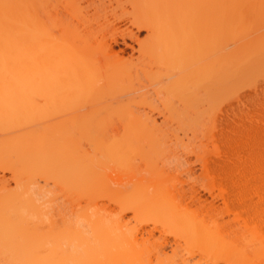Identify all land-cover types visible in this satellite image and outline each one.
Returning <instances> with one entry per match:
<instances>
[{
	"label": "rangeland",
	"instance_id": "rangeland-1",
	"mask_svg": "<svg viewBox=\"0 0 264 264\" xmlns=\"http://www.w3.org/2000/svg\"><path fill=\"white\" fill-rule=\"evenodd\" d=\"M31 1L33 4V8L36 11L35 18L37 15L35 22V42L38 45H40L41 42L42 44L45 42L47 45V42H55V44H57V42L59 43V41H61V37L66 35V37L70 38V43L75 41L80 44L79 46L77 43V45L80 47L79 48L75 42V44L72 43L73 45L77 46L73 51H75V53H78V59L83 58L82 60L85 61V58L87 60L91 56V62L92 60L94 61L92 63H94L93 65H95L96 69L91 64L90 66H92L93 69L96 70L95 72L97 74H94L97 77V80H95V86L92 89H81L73 94L57 91L45 92V90H43L41 87H34L31 85L32 87L30 88V94H34V96H37V98L34 97L33 100V96L31 95L32 97L30 98L33 100L31 101L32 106L36 108L37 106L34 104L37 103L39 105L38 107L44 109L45 115L34 113V115H36L33 117L34 120L31 118L32 122L28 121L27 123H24L25 121H22L23 125L19 123V126H14L15 124L10 122L7 125L6 129H2L3 131H1L0 129V141L11 139L12 141H17V143H20L24 146L26 145L27 148H33L35 146L37 147L43 140L48 141L51 139L50 141H55V139L60 134V128L57 124L60 123L58 121H60L61 118H68L79 121L88 119L92 121L93 125H96L97 127L95 129V126L90 125L89 130L90 132L92 131V133H90L87 130L88 126H86L85 129L87 136L84 134L85 136L83 135L84 138H82L81 140L82 135H80L81 137H78L80 139L77 138L75 140L77 142L79 141L78 143H75L76 145L78 144L77 146H75L77 148L76 154L79 156L78 159L82 161V159L80 158H82V155L85 153L83 157L84 159H86L85 162L88 161L86 163H91L92 165L94 163L95 169H98L97 166H99V172L96 170L98 178L95 176L96 174H93L95 180H93L94 183L91 185V189L89 190L88 188H90V185H85L87 189L84 187L81 189V191H76L74 187L66 186L64 185V183L58 181H53L55 171L52 164L50 162H39L37 156L29 159V161L27 160V162L23 165L17 164L14 158H12L8 163H3L2 161H0V194L3 192V188H18L17 182L21 183L20 185L22 186L27 185L29 187L28 193L30 194L32 200L36 204H39L38 207L41 209L39 215L35 213L29 214L30 218L28 216V219L31 222L29 225L32 229L36 228L37 233L42 235L44 239L49 240L48 246H45V248H47L46 251L49 252V254H51V245L55 243L54 241L51 243L50 239H52V237L55 235V233L58 232V230H60L64 226L69 225L70 223H74L76 225L79 223L78 225H80L81 227L83 226V228H85V225L87 226V224H83L82 217L85 215L84 213H88L86 212V210L88 209L92 218L98 217L99 215L103 220H110V222H112V220L116 219L119 216H123L122 219L125 220L123 221V223H126L122 228L123 231L124 229L126 232L131 231L138 222V218L133 217V207L123 200L115 199V201L111 196L110 198H108L109 194L113 196L114 193L113 191H110V189L116 192V189L117 191L118 189L120 191L122 188L124 190V187H128L129 190L134 188H142L145 192L149 193L151 191H149L150 186L147 187L146 185L147 182L149 184H152L153 182L152 185L155 188H169L171 194L169 195L170 197H167V200L175 204L178 202H181L182 204L184 203L191 208V210L188 211L189 213L187 214L194 216L196 215L200 220L203 219L205 221L211 222V218L218 220L245 218L247 217V213L246 209L242 208L244 204L250 205L247 210L250 212V215H252V213L254 212L256 214L264 216V193H262L260 190L256 194L252 195L250 200L246 196L245 200H242L241 198H239V196L235 197L232 195L228 198H223L219 195V187H225L228 189L232 178H227L226 175L219 174L217 170L218 165L215 162L217 158L218 160H224L227 163L226 166L229 167L230 171L234 169H238L239 171L247 170L255 165L254 158L251 155L253 150L257 147L259 137L264 132V65H262L264 64V54H262L264 53V50H262V53L256 50L258 46L256 45V43L257 41H261V39L263 41L261 42L262 46H260V48L258 49L261 50V47L264 48V37L261 38L262 36H264V5H262L264 4V2H262L264 0H250L251 3L249 2V4L248 0H241L242 3L240 2V5L242 6L239 5L240 9L239 7L238 9L242 12H239L238 9H235L236 11H238L235 12L239 13L240 17L237 16L238 14H236V16L239 18H236L235 16L234 23L231 19V26L229 27L230 30H232V26L235 25V21L238 20L240 22L236 24L235 32L237 29H240V26L241 30H238L240 32L242 30L244 31L246 27L249 26V28L246 29L247 32H243L246 34H241L242 36H238L240 35L238 33V37L236 35L234 37L232 34H230V32L232 31L229 32L228 30L230 34V37H228V41L230 42L229 43L227 40H225L227 39L225 38V33L222 41L221 32H223L224 29L221 27L223 31H221L220 34L217 32L216 33L218 35L216 33H213L214 38L217 39V42L219 41V39H221L219 41L220 45L218 44L219 47H213L214 50L218 47V50L215 51L217 53L215 54V52L213 53V50H211L212 52L210 51L207 52L209 54H206L210 58L206 55L204 57L201 56L203 58H200L199 56V58H197L195 54L193 55V53H197V50L195 52L192 51L193 53L191 56L196 57L198 60L196 58H193V61H188L189 64L186 59V62L183 60L184 57L182 58V63L177 58L179 55H176L177 52H183L180 51L183 50L180 48L182 46L180 44V47L177 45L179 47L178 50L176 44H174L176 48L173 50L174 46L173 44H171L172 42H167V40H169L167 38H165V40L167 39V44L162 43L159 44L158 47L152 49H148V39L146 40L144 46L141 45L140 42L143 41L142 44L144 43L147 32L145 29H140L136 32V28L132 25L133 21L141 19L145 20V18H149L150 20H152V18H156L160 14V19L163 18L165 20L164 24L168 25V23L166 22V19L168 18H164L166 16L164 12L168 13L163 9L165 7H158L159 9L155 7L157 8L156 10L159 11L162 9V12L160 13L159 11H157L159 14H157V12H155L156 14H153V12H149L153 2H151L152 4L150 3V5V1L147 0ZM99 1L102 2L103 5L105 4L104 8L99 4ZM172 2H174V5L176 3V14L175 10H173V13L175 15H178L182 11L184 12L186 0H173ZM94 3H96L95 6ZM192 3L193 2H191V4ZM244 3L246 7L243 5ZM170 5H168V8L172 10ZM253 5L254 8L252 7ZM259 5L261 6V9L260 7H258L260 10L257 8V6ZM188 6L189 5H187V7ZM152 9L153 8H151V11ZM188 9H186V11ZM186 11L185 13H188ZM251 11H253L255 14ZM257 11L259 12L257 13ZM195 12L196 11H194V13ZM171 13H169V15H171L172 17L173 13ZM234 13L233 15H235ZM190 14L189 16H187V18L191 17ZM155 15L157 16L155 17ZM169 15L167 14V17ZM171 17L169 16L170 20H172L169 21V24L172 23L173 25H169V27L172 26L173 28L175 26V28L172 30L175 36L178 33L177 27L179 26L176 27L177 21L175 22L174 19L178 18L173 16V19ZM196 17L197 14L195 18ZM180 18L181 17H179V19ZM154 20L156 21V19ZM227 20H229V16L228 19H225V21L229 24ZM158 21L156 22V24L161 20L159 22ZM195 22L196 21H194V23ZM160 23L157 25L160 26ZM196 25L197 24H195V26ZM224 25H226V23ZM180 26L182 27L183 24H180ZM220 26H222V24H220ZM126 28L132 29V31L136 33L139 41L141 40L140 42H138L140 43V46H142L140 47V49L138 48L139 44L137 43V41H132L127 37L125 38V40L133 46V49L124 47L123 44L119 42L121 41V32L125 34L124 31H128ZM183 28L184 27L180 28L182 32L184 31ZM193 28L195 27L193 26ZM221 28L219 27V31L221 30ZM161 29L160 32H163V35L159 32L160 35L165 36V29L164 31H162ZM227 29L229 28L227 27ZM175 30L177 32L176 34ZM167 31L168 29L166 30V32ZM112 34L115 36L117 35V44H114L112 42V37H110ZM229 34L226 33V37ZM171 36L173 37V39H178V37H180L175 36L174 38L173 35ZM232 37H234L235 41ZM251 38H253L255 42ZM257 38L260 39L258 40ZM216 41L214 40L215 43ZM224 41L226 42L224 43ZM108 42L113 45L112 50H117L116 53L114 50V53H119V56H121V58H119L123 63H121L120 60L119 63L122 64L121 67H124L123 70L125 69L124 74H120L121 77L120 75H117L114 78L110 77V72L107 67L111 66L109 65L110 63H114V58H112L114 55L109 57L111 54H106V51L107 53H109L107 50V48L109 47L106 46L109 45ZM212 43L213 39L211 41V44ZM227 43L228 45H226ZM244 43H247V45L250 46L254 44L252 46L256 47V49L253 48L254 51H251L252 59L254 58L255 60H253V62H256L257 60L258 63L260 62V64L257 65L256 63L254 65L256 66L255 69L254 67H248L246 68V70L249 72H247L243 68L244 72L246 73H244L242 70V73L244 74L241 75V77H239L240 75H237L239 79H235L234 81L232 78H230L232 81L229 80L228 75L227 78H224L226 80V84H224L225 80L223 81V84L216 86L212 84L213 82L208 85V82L206 83V81L199 80L200 84L198 85L199 82H197V80L199 78H195L197 76L193 74H198L199 77L202 76V72L201 70H197L199 67L195 66H199V64L200 66H202V61H211V58L217 59L215 57L216 55L224 53L221 51H225L224 54H226V52L228 51H231L230 53H232V48H235L236 50L239 45L240 48L237 50L241 49L244 52V48H242L245 47ZM163 44L170 45L168 47L163 46ZM221 44L223 46L226 45L227 47H223ZM258 44L261 45L260 42H258ZM171 45L173 46V48L170 47ZM235 46H237V48ZM250 46L248 47L250 48ZM166 47L169 48V50L171 49V51L165 49ZM220 47L223 48L221 49ZM248 47L245 48L248 49ZM120 48H122L123 51H121ZM137 48L139 50H137ZM229 48H231L232 50H230ZM209 49L212 48L209 47ZM118 50L120 52H118ZM248 50V52H250V49ZM155 51H157L156 53H163L161 54L163 56L159 55L160 53L157 55ZM257 51L259 52V54ZM85 52L87 53V55L85 54ZM200 52L201 51L199 50V53ZM205 52L206 51H204L203 53ZM254 52L257 55L254 54ZM39 53L41 54L42 51H39ZM75 53L73 55H77V53ZM233 53L236 54V51H234ZM241 53L242 52L238 54L242 55ZM244 53L243 55L246 54L247 56L248 53ZM40 54L37 55V58L41 57L39 56ZM222 54L221 56H225L224 54ZM238 54H236V56ZM83 55H85L86 57L84 58ZM165 55H167V61L166 59H164ZM232 55L229 56L230 60H232ZM243 55L241 56V58L243 57ZM180 56H182V54H180L179 57ZM236 56H232V58H235ZM173 58H177L179 64L175 59L173 60L175 62L172 61L171 63V60ZM112 59L113 62L108 63ZM39 61L41 62V60ZM230 62L232 61H229V63ZM174 63H176V65H174ZM180 63L182 64V66ZM224 65L227 67V64ZM186 69L189 70V73L185 71ZM177 78H180L178 80L179 82L174 81ZM195 79L197 80L195 81ZM234 82L235 84H233ZM213 85L214 88H212ZM224 85H227V87H229L231 90H229V88H227V90ZM205 86L207 87V89L205 90V92H203V87L206 88ZM220 90H223V92L221 93ZM193 92L194 95L197 96V100H195L196 102L191 101L193 100L191 98L194 97L193 94L191 95V93ZM207 95L212 97V100H210ZM206 98L209 99H207L206 101ZM204 99L206 103L203 102ZM208 101L214 102L211 105H208ZM153 118L156 122L154 128L151 126V124L153 123L151 122V119ZM64 121L68 120L64 119ZM147 126L151 128L147 130L146 134L135 136L131 132L132 128L137 127L143 128L146 131ZM94 130L100 132H95ZM95 133L103 134H101L102 136L98 134V136L95 135ZM93 135L96 138L97 136L99 138L101 136L103 140L106 139L109 143H112V145L116 143L119 146L117 148L115 144L116 147H114L118 149L117 152L119 151L118 153L116 151L113 152V154L115 153L114 156H116V159L114 157H107L105 156L106 153H103L104 149L102 148V146H104L107 141H104L102 143L103 140H101L100 142L98 139V141L96 142L95 139V141L92 140L93 138H95ZM91 136H93V138ZM73 139H75V137H73ZM89 140H91V142ZM99 145H101V148L103 150L100 151ZM92 165H90V167H92ZM124 166H126L127 168H123ZM93 173H95V170H93ZM131 177L133 178L131 179ZM45 180L47 182H45ZM107 180L109 181L108 183ZM241 180L242 182H249V185L242 184L240 188L243 191H247L248 188L253 186V183L260 182L261 178L247 175L246 177L241 178ZM95 182L98 184H95ZM105 182L108 184V186H106L109 187V190L105 185H103L105 184ZM94 184L101 187L105 186L107 190L103 189V193H108V195L106 194L108 197H103V195H101V190L100 193L96 191L100 188L98 186V188L96 187L97 189L95 191L90 192V190H93V187L95 186ZM126 184L127 186H125ZM134 184L137 185L135 186ZM190 188H194L195 190H197L200 197H206V199L208 200L213 199L216 209L211 212H206L205 209H198L199 207L196 208L193 204L194 202L190 201L188 197H186ZM184 192H186V195L183 194ZM106 195L104 194V196ZM93 200H95V202H93ZM94 203L96 205L98 203L99 206L103 207H99L98 209L97 207H95ZM94 210H96V212ZM100 210L102 211V214ZM112 225L115 224L112 223ZM249 227H252V225H249ZM85 229L88 230L87 227ZM36 248V245L31 247V249L33 250H35ZM6 253L7 251H4V249L0 248V264L6 262ZM218 264H221V262H219Z\"/></svg>",
	"mask_w": 264,
	"mask_h": 264
},
{
	"label": "bare ground",
	"instance_id": "bare-ground-1",
	"mask_svg": "<svg viewBox=\"0 0 264 264\" xmlns=\"http://www.w3.org/2000/svg\"><path fill=\"white\" fill-rule=\"evenodd\" d=\"M147 1H150L149 4L153 2V4L151 3L152 5L150 4L151 5L150 10H149L150 13L153 12L154 14L155 12L159 11V10H156L158 7H161V8L165 7L163 9L167 11L168 13L164 12L166 16L162 13L161 14L165 16V17L163 16L165 19L168 18L166 19V22L168 23V25L164 24L165 20L162 18L163 19V22H162V19H160L159 17L160 16L159 13L162 12V9L159 11V13L157 12V14L159 15L158 16L155 15V17L156 16L157 17L152 18V20H150L149 18L148 19L145 18V20L144 19L135 20L132 22V25L136 28L135 29L136 32L140 29H145L147 32L146 34L147 36H145L146 39L144 40V43L142 44L143 41L141 40H140L141 42L139 41L136 33L132 31V29L126 28L128 31H124L125 34L121 32L122 33V35L120 34L121 41H119L120 43L123 44L124 47H127V48L129 47L133 49V46L125 40L126 37L132 41L134 40L137 41V43L140 42L142 46H144L146 40L148 39L147 41V43H149V46L147 44L148 49L158 47V45L162 43L167 44V42H172L171 44H173L174 48L172 45L170 47H172L173 50L176 48L177 45L179 47L180 45L182 46L180 48L183 50H180V51H183V52L179 53L176 51L177 54L175 53L176 55L182 54V56L180 57L178 55L177 57L178 60L181 61V63L183 60L185 61V59L187 62L188 61L190 62V61H193V58H196V57L203 58L206 54H209L207 52H210L211 50H213V53L217 51L220 45L219 41L221 39L223 41L224 33H225V38H227L225 40L228 41V37H230V34H232L235 37V35L237 36L239 33L240 35L238 36H242L241 34L243 35L246 34L243 32H245L246 29L249 28V26L246 27V29L244 31L242 30L241 31L242 33H241L240 31H238V30H241V26H240V29H237L235 32L236 24L240 22L238 20L235 21L236 22L235 25L232 24L233 25L231 28L232 30H230V27H229L231 26L230 22L232 20L234 23V20H235L234 17L236 16V14H238L237 16H239V13H236V12H238L240 9L239 5H240L241 0H186V4L189 6L187 7V5L185 4L184 12L182 11L179 14L177 13L178 15H175L177 10L175 7L176 3L174 5V2H172L173 0L171 1L170 0H152V1L147 0ZM191 2L193 3L191 4ZM249 2L250 0H248V4ZM95 4L96 3H94V6ZM99 4L102 5L104 8L105 4L103 5L102 2H100ZM167 4L168 5L172 4L170 5L172 10L168 8L169 6ZM160 5H163V6H160ZM243 5L245 6V3ZM260 5L257 6V8L260 7L261 9ZM90 6H91V3H90ZM252 7L254 8V5ZM151 8L155 10L152 9L151 11ZM186 9L188 10L186 11ZM235 9L236 10L238 9V11H236ZM170 10L172 11V13H173V10H175V14L174 13L172 14ZM185 11L188 13L189 12L192 13V14L189 13L191 17L187 18L189 14L185 13ZM194 11L196 12L194 13ZM35 12L36 11L33 8V4L31 0H0V129L1 131L6 129L7 125L10 122L15 124L14 126H19L20 124H22V121L23 122L25 121L24 123H27L28 121L32 122L31 118L33 119V117L36 115V114L34 115V113H37L39 115L41 114L45 115L44 109H42L41 107H38L39 105L37 103L34 104L37 106L36 108L32 106L31 101L34 100V97L37 98V96H34V94H30V88L32 86L41 87L43 90H45V92L57 91V92H63V93L68 92V93L73 94L81 89H90V88L92 89L95 86L94 85L95 80H97V77L94 75L96 74L95 72L96 70L93 69V67L95 68V65H93L94 63H92L94 62L93 60L91 62V58H90L91 56L90 57L88 56L89 59H87L88 60L87 61L85 58L86 56L83 55L85 58V61H84L82 60L83 58L78 59L77 52H76L77 55H73L75 53V51L73 50H75L78 45L80 46L78 42L74 41L76 45L77 43L78 45L77 46L73 45L72 43L74 42L70 43L69 42L70 38L66 37V35L61 37V41H59V43L56 41L57 44H55V42L54 43L47 42L48 43L47 45L45 42L43 44L41 42L42 45L41 44L38 45L35 42V32H36L35 22L37 18V15L35 18ZM251 12L254 13L253 11ZM258 12L259 11H257V13ZM169 13H171L173 16L177 17L178 19L176 18L174 19V17L173 16L171 17ZM233 13L235 15H233ZM167 14L171 18H173L175 22L177 21L176 27L177 26L179 27H177L178 33L176 32L177 29L175 30V34L177 33L175 36L181 37V38L178 37L179 42H178V39L175 38L174 33L172 32L175 26L173 28L172 26L169 27V25H173V24L172 23L169 24V21H172V20H170L169 16L167 17ZM183 14H185L186 17ZM196 14H197V17L195 18ZM228 16H229V20L227 21L229 22V24L225 21V19H228ZM237 16L236 18L240 17V16L239 17ZM179 17L181 18L179 19ZM154 19H156V21ZM158 20L159 21L161 20L160 21L161 23ZM193 20L196 22L194 23ZM157 21L160 23V26L157 25L159 23L156 24ZM179 22L181 25L183 24L182 26L184 27L183 32L182 30H180V28L182 27L180 26ZM190 22H191V28H190ZM225 23L226 25H224ZM161 24L163 25V27ZM195 24L197 25L195 26ZM220 24H222V26H220ZM192 25L195 28H193ZM158 26L161 27L162 29L159 28ZM219 27L220 28L222 27L224 31L222 28L219 31ZM227 27L229 29H227ZM160 29L162 31H164L165 29L164 31L165 36H162L163 32H160ZM167 29L168 31L166 32ZM228 30L229 32L230 31L232 32H230L229 34ZM159 32L162 33V35H160ZM216 32L219 34L220 32L222 33V36L220 35L221 39H219L218 42L216 41L217 39L214 38V34H213ZM226 33L229 34L227 37H226ZM113 34L110 36L112 37L111 40L114 44H117L118 43L117 35L115 36ZM171 35H173L175 39H173ZM234 37H232L233 40H234ZM263 37L264 36H262L261 38ZM165 38L169 40L166 39L167 40L166 42ZM212 39H213L214 44L213 43L211 44ZM214 40L216 41V43L214 42ZM109 42H108L109 45H106L107 47H109V48L106 47L109 53H107L106 51V54L107 55L111 54L109 57L114 55L112 57L114 58V63H110V62H113V59L109 61L108 63H110L109 65L111 66H108L107 68L109 69L110 77L114 78L117 75L118 76L120 74L123 75L125 72V69L123 70L124 67H121L122 64L119 63L121 56H119V53L115 54L117 52V50L115 49H114L115 50V53H114V50H112L113 45H111V43ZM225 42L226 41H224V43ZM258 42H260L261 45H259ZM261 42H263L262 39L261 41H257L256 43V45H258L257 49L256 47L252 46L254 44L250 46V45H247V43L246 44L244 43L245 44L244 46L246 48L250 46V48L248 47V49H250V52H248L249 50L246 49L245 47H242L244 48L243 49L244 52L247 51L245 52V53H248L247 56L241 49L237 50L240 48V45L238 48L237 46H235L237 48L236 50L235 48L231 47L233 49V52L236 51V54L238 53L240 54V52H242L241 54L243 55L244 53L245 55H243L242 58H241L242 55L238 54L239 56L238 55L236 56L235 53L233 52L230 53L231 51L230 52L228 51L230 55L235 54V55H232L233 57L236 56L235 58H232L231 56L232 60H230L229 53L226 52V54H224L225 51H221V52H224L223 54L225 56H221L222 53L218 54L215 56L217 59L211 58V61L208 60L210 62L204 61L205 64L201 60L202 66H200L199 64V66H195V67H199L198 69L197 68L196 69L201 70L202 76L198 77V74H193L197 76L195 78L197 79L199 78L198 80L195 79V81L197 80V82H199L198 85L200 84L199 80H202V81H206V83L208 82L209 83L208 85H210L211 82H213L212 84L216 86V85L223 84V81L225 80L224 78H227L228 75H229L228 76L229 80H231L230 78H232L233 81L235 79L236 80L239 79L241 75L246 73L244 72V70L247 71L246 68L254 67L255 69L256 66L254 65L256 63L257 65L260 64V62L259 63L257 62L258 61L257 59H256L257 60L256 62H253L254 58L252 59L251 51H254L253 50L254 48L262 53L263 52L262 50H264V48L261 47L262 48L261 50L258 49L260 48V46H262ZM140 43H138L139 49L140 47H142L140 46ZM164 44L163 46H168V47L170 45V44L168 45H164ZM174 44H176V46ZM226 45H228V43ZM178 46H177V49L179 50ZM216 46L218 47L217 49L214 50ZM209 47L212 49H209ZM223 47H220V48L222 49ZM138 48L137 50H139ZM198 48L201 51L200 53H199ZM231 48L229 49L232 50ZM120 49L121 51H123L122 48ZM165 49H168V51H171V49L169 50V48L167 47ZM119 50L118 52H120ZM196 50H197V53H193ZM39 51H42L41 53L42 55L39 53ZM202 51L203 52L206 51V52L203 53ZM156 52L157 51H155V53ZM159 53L160 52L156 54L158 55ZM192 53L193 55L195 54L196 57L191 56ZM216 53L217 52H215V54ZM38 54H40L39 56H41L39 57L40 59L37 58ZM85 54L87 55L86 52ZM161 54L163 53H160L159 55ZM254 54L256 53L254 52ZM79 57H80V54H79ZM166 58H167V55H165L164 59ZM177 58L176 59L173 58L171 60V63L174 59L178 61ZM37 59L41 60V62ZM228 59L229 61H232V62L229 63ZM179 61H178V64H179ZM120 62L123 63L122 60H120ZM90 64L93 67L90 66ZM224 64H227V67ZM174 65H176V63H174ZM242 70L244 73H242ZM185 71L188 72L189 70L186 69ZM237 75H240V76L237 77ZM179 79L177 78L174 81L177 82ZM224 84H226V80ZM233 84H235V82ZM214 85L212 88H214ZM225 87L226 89L229 88L227 87V85ZM206 89L207 87L206 88L203 87V90H204L203 92H205ZM229 90L231 89L229 88ZM220 91L221 93L223 92V90H220ZM192 94L194 95V92L191 93V95ZM210 96L207 95V97H209L210 100H212L211 99L212 97ZM30 97H32L33 100ZM194 97L191 98L193 99L191 101L196 102L195 100H197L196 99L197 96L194 95ZM209 98H206V101ZM206 101L205 99L203 100V102L205 103ZM208 102L207 104L211 105L214 101H211V102L208 101ZM64 119L68 121H64ZM64 119L61 118L60 121H58L60 123L57 122L58 123L57 125H59V128H60V134L55 139V141H50L51 139L48 141L43 140L37 147L35 146L33 148H27L26 145L25 147L24 145L17 143V141H12L11 139L10 140L8 139L6 141L1 140L0 141V161H2L3 163H8L12 158H14L17 164L23 165L27 162V160L29 161V159L33 158L34 156H37L39 162H50L52 164L54 171H55V175L53 176V181H58V182L64 183V185L66 186L74 187L76 191L77 190L81 191V189L84 188L85 185L86 186L90 185L89 186L90 188H88V190L91 189V185L94 183L93 180H95L93 177V174H96L95 176L97 177L98 174L96 172L97 171L99 172L98 170L99 166H97L98 169H95L94 163L93 165L91 163H86L88 161L85 162L86 159H84L83 157L85 153L82 155V158H80L82 159V161L78 159L79 156L76 154L77 148L75 147L78 144L77 145L75 144L77 142L75 140L78 137H81L80 135H82L81 140L82 138H84V136L87 134L86 129H85L86 126H88L87 127L88 132H90L89 130L90 125L95 126L94 127L95 129L97 127L96 125H93V122L88 119L80 120V121L72 120L68 118H64ZM61 120L63 121V123ZM151 120H152L151 122H153L151 126L154 128L156 124L155 119L153 118ZM65 122H68V123H65ZM149 128L151 127L147 126L146 131L145 129L140 128V127L132 128L131 132L135 136L146 134ZM94 131L100 132L96 130ZM77 133L79 136L77 135ZM90 133H92V131ZM72 134H74L75 136ZM98 134L100 133H97V134L95 133V135H98ZM93 136L91 137L93 138ZM98 136L97 138L94 136L95 138H93L92 140L95 139L97 142L99 139V141L101 142V140H103L101 138L102 135L100 136V138ZM73 137H75V139H73ZM89 141L91 142V140ZM104 141H107V140L104 139L102 143ZM107 144H110V145H107ZM115 144L112 145V143H109L108 141L105 143V145L103 144L104 146H102V148L104 149L103 153L104 154L106 153L105 156L114 157V158L116 157L114 156L115 153L113 154V152L114 151L117 152L118 150L117 148L119 146L116 144L117 148H114L116 147ZM102 148H101V145H99L100 151L103 150ZM86 156H87V153H86ZM251 156H253L254 158L255 165L247 170H241V171H239L238 169H234L230 171L229 167L226 166L227 163L224 160L220 158H219L220 160H218V158L217 160H215V162L218 165L217 170L219 174L226 175L227 178H232L228 189L225 187H221V188L219 187V195L221 197L228 198L233 195L235 197L239 196V198H241L242 200H245V196H246L250 200L251 196L259 192V190L262 193H264V132L259 137L257 147L253 150ZM90 165H92V167L94 166L93 167L94 169L90 167ZM125 167L126 166H124L123 168ZM104 168H107V167H104ZM92 169L95 170V173H93ZM247 175L249 176L251 175L252 177H260L261 181L258 183H253L252 187L248 188L247 191H243L242 189H240L241 185L242 184L249 185V182H242L241 178H244ZM132 178L133 177H131V179ZM45 182L47 181L45 180ZM108 182L109 181L107 180V183ZM107 183L105 182V184L103 185L108 186ZM20 184L21 183L17 182L18 188L16 189H9V188L4 189L3 188V192L0 194V248L4 249V251H7L6 257H5L6 262L3 264H218L219 262H221V264H264V216L256 214L254 212L252 213V215H250V212L247 211L250 205L244 204V206H242V208L246 209L247 217L245 218H240V219L234 218V219H227V220H224V219L218 220V219L211 218L212 221L208 222L203 219L201 220L198 219L196 215L195 216L188 215L187 213H189L188 211H190L191 208L185 205L184 203L182 204L181 202H178L175 204V203L169 202L167 200V197H170L169 195L171 194V191L169 190V188H166V186H165L166 189H164L163 187L155 188L152 185L153 182L152 184L151 183L149 184L148 182L146 184L147 187L150 186L149 191L151 192L149 193L145 192L142 188H134V189L129 190L128 187L126 188L124 187V190L123 188L120 191L119 189L118 191L116 189V192L110 189V191H113L114 193H113V196L109 194V197L107 196L108 193L106 192L103 193L104 192L103 189L109 190V187L106 186L107 187L106 189L105 186H103L104 187L103 188L97 185L98 187H100L99 189H97L98 187L95 184H98V183L95 182L94 184L95 188L93 187V190H90V192H93L97 189L96 191L100 193V190H101L102 191L101 195H103V197L110 198L111 196L114 200L115 199L123 200L129 203L133 207V212H134L133 217L138 218L137 220L138 222L136 226H134V228L129 232L128 231L126 232L124 229L125 231L124 232L122 228L126 223H123V221H125L124 219H122L123 216H119L116 218L117 220L114 219L112 220V222H110V220L109 221L103 220L99 215L98 217L92 218L89 213V209L86 210L87 209L86 208L85 210L88 213L87 214L84 213L85 214L84 215L81 212L84 215L83 217L82 216L81 217L83 220V224H87V226L85 225V228L87 227L88 230L83 228V226L81 227L80 225H78L79 223L77 225L74 223H70L69 225L64 226L63 228L58 230V232L55 233L52 239H50L51 243L53 241L55 242L50 247L51 254H54V255H51L49 254V252L46 251L47 248H45V246H48L49 240L44 239L42 235L37 233L36 228H34L35 229L34 230L29 225L31 223L28 219L29 214H32V213H35L37 215L40 214L41 209L38 207L39 204H36L32 200L30 194L28 193L29 187L26 184H25L26 186L24 185L22 186ZM125 186H127V184ZM104 194L105 195L107 194V195L104 196ZM183 194L186 195V192H184ZM186 197H188L190 201L194 202L193 203L194 206L196 208L199 207L198 209L200 208L205 209L206 212H211L216 209L213 199L208 200L206 199V197H200V195L198 194V191L195 190L194 188H190L188 190ZM93 202H95V200H93ZM94 205L98 209L99 207L101 208L103 207V206H99L98 203H97L98 206L95 203ZM96 210L94 211L96 212ZM90 212H91V209H90ZM101 214H102V211H101ZM112 223L115 225H112ZM249 225H252V227H249ZM35 245L37 246V248L35 250L31 249V247Z\"/></svg>",
	"mask_w": 264,
	"mask_h": 264
}]
</instances>
